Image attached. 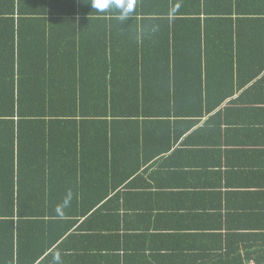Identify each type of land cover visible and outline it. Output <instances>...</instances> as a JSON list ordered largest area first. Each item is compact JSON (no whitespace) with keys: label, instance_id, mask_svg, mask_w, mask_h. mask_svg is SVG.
Listing matches in <instances>:
<instances>
[{"label":"trees","instance_id":"1","mask_svg":"<svg viewBox=\"0 0 264 264\" xmlns=\"http://www.w3.org/2000/svg\"><path fill=\"white\" fill-rule=\"evenodd\" d=\"M243 57L264 58V0H136L123 23L90 0H0V264L114 205L130 152L192 132Z\"/></svg>","mask_w":264,"mask_h":264},{"label":"crops","instance_id":"2","mask_svg":"<svg viewBox=\"0 0 264 264\" xmlns=\"http://www.w3.org/2000/svg\"><path fill=\"white\" fill-rule=\"evenodd\" d=\"M240 59L233 83L214 89L221 105L192 132L179 123L176 141L130 152L115 174L123 195L35 264H264V58Z\"/></svg>","mask_w":264,"mask_h":264},{"label":"clouds","instance_id":"3","mask_svg":"<svg viewBox=\"0 0 264 264\" xmlns=\"http://www.w3.org/2000/svg\"><path fill=\"white\" fill-rule=\"evenodd\" d=\"M90 4L91 8L96 9L100 13L115 9L120 21L123 23L134 14L136 0H90ZM54 264H60L58 254L54 257Z\"/></svg>","mask_w":264,"mask_h":264}]
</instances>
